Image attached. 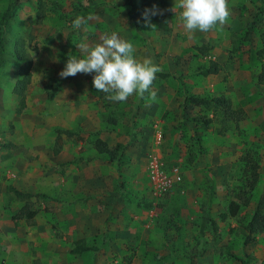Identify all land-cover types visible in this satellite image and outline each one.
Masks as SVG:
<instances>
[{
	"label": "rangeland",
	"instance_id": "374dc122",
	"mask_svg": "<svg viewBox=\"0 0 264 264\" xmlns=\"http://www.w3.org/2000/svg\"><path fill=\"white\" fill-rule=\"evenodd\" d=\"M12 2L0 56V264H264V229L248 242L243 229L256 206L264 210V0H228V21L192 39L181 10L172 11L178 0L134 19L125 0H0V15ZM77 16L93 17L87 31L72 27ZM113 32L134 45L136 59L162 69L155 101L147 93L110 101L94 88V73L60 77L69 54L81 56L78 43L94 45ZM18 40L31 58L21 108L13 90ZM211 62L217 73L196 72ZM191 96H222L241 113L226 118ZM155 124L166 168L178 166L182 176L160 198L142 171ZM58 128L72 134H60L56 153ZM98 138L117 159L97 150ZM249 148L261 156L258 182L249 205L222 220ZM7 184L35 196L18 199ZM26 202L37 214L12 219ZM131 208L134 227L120 222ZM80 239L95 249L73 253Z\"/></svg>",
	"mask_w": 264,
	"mask_h": 264
},
{
	"label": "clouds",
	"instance_id": "9594fccd",
	"mask_svg": "<svg viewBox=\"0 0 264 264\" xmlns=\"http://www.w3.org/2000/svg\"><path fill=\"white\" fill-rule=\"evenodd\" d=\"M179 8V19L189 39L197 31L208 33L217 25L223 26L230 16L228 0H178L172 11ZM157 14V10H151ZM144 22L151 25L149 10L144 12ZM92 16H77L73 22L74 29L84 28L87 31ZM80 57L69 54L65 67L60 71L61 78L75 76L78 73H94L92 83L94 88L105 93V98L113 102H125L130 96L138 95L141 98L148 94L150 101L157 99L152 85L156 74L162 69L149 58L142 61L134 57V45L121 39L117 33L103 35L100 42L90 44L81 41L77 44Z\"/></svg>",
	"mask_w": 264,
	"mask_h": 264
},
{
	"label": "trees",
	"instance_id": "16d2710c",
	"mask_svg": "<svg viewBox=\"0 0 264 264\" xmlns=\"http://www.w3.org/2000/svg\"><path fill=\"white\" fill-rule=\"evenodd\" d=\"M125 5L128 7V15L130 18L134 19L137 14L141 13L144 9H156L160 8L161 6L164 7L167 5V0H142L139 6H136L134 0H125ZM264 6V5H263ZM14 8V3L7 8V10L0 15V56L5 52V32L8 28L10 17L12 16ZM65 17V14H61ZM202 53L208 50L207 46H202L199 48ZM14 57L16 59L22 60V64L20 66V74L21 76L16 80L14 85V92L19 95L20 97V108L25 105L24 100V89L30 83L31 74H30V66H31V58L27 56L25 53L24 45L22 40H18L15 43L14 48ZM219 70V65L216 62H211L208 66H199L196 69V72L199 71L202 75L206 76L209 74H215ZM263 78L264 76L261 75ZM49 97H53V90L49 92ZM199 99V103H202L207 109L211 110V108H219L220 110L224 111L226 118L228 117H236L239 116L241 110H234L231 108V102L226 98L220 97H208V96H191L190 101L194 102L195 99ZM227 114V115H226ZM203 125L207 127L208 123L211 121V118L206 117L205 115L202 116ZM58 135L55 139V152L57 153L59 149L62 147L63 142L61 138V133L64 132L68 136L72 133L70 130L67 129H57ZM95 146L99 152L107 153L110 156V159L115 160L117 159V155L115 154L114 150L110 149L106 142L101 139L95 140ZM260 153L256 148H249L247 149L240 157V169L238 179L241 181L239 186L235 187V190L232 191V195L230 200L228 201L227 211L221 212L219 217L222 220L227 219L228 217H236L240 212L241 207H246L249 205L251 194L258 182L259 179V167H260ZM7 191L13 193L18 199L28 201L30 197L35 196L32 192H25L12 184H7L5 186ZM40 195V194H38ZM43 197H47L46 194H41ZM37 214L36 209H31L29 207V202L25 203L17 214L12 216V219H20L25 218L26 220L32 219ZM212 225L215 226V222L210 219ZM217 227H213V230H216ZM245 239L246 241H250L252 236L256 233L263 231L264 229V210L260 206H256L252 215L247 220L246 224L243 225ZM95 248L89 247L85 244L83 239L76 241V245L73 248V253H82L84 251H91ZM234 257V255H231ZM132 264V263H129Z\"/></svg>",
	"mask_w": 264,
	"mask_h": 264
},
{
	"label": "built area",
	"instance_id": "2783aa9c",
	"mask_svg": "<svg viewBox=\"0 0 264 264\" xmlns=\"http://www.w3.org/2000/svg\"><path fill=\"white\" fill-rule=\"evenodd\" d=\"M153 132V146L146 163V174L149 182L150 192L156 198L166 194L175 183L181 181L182 176L178 166L167 169L163 161L160 144L163 139V131L155 124Z\"/></svg>",
	"mask_w": 264,
	"mask_h": 264
},
{
	"label": "crops",
	"instance_id": "0c3cea01",
	"mask_svg": "<svg viewBox=\"0 0 264 264\" xmlns=\"http://www.w3.org/2000/svg\"><path fill=\"white\" fill-rule=\"evenodd\" d=\"M158 10V9H157ZM163 122L161 121V124H162ZM96 152L98 153V151L96 150ZM99 154V153H98ZM101 155V154H100ZM142 171H143V173H144V178H143V183H145V184H147V186H148V188H149V182H148V178H147V174H146V166L144 165L143 166V168H142ZM132 212H133V208H131L130 209V212H127V211H124L123 212V215H122V217H121V221L120 222H122V223H126L127 225H133V227H134V225H135V223H136V216H134L133 214H132ZM129 222H131L130 224H129ZM131 230H132V232L134 233L136 230H135V228H131Z\"/></svg>",
	"mask_w": 264,
	"mask_h": 264
}]
</instances>
